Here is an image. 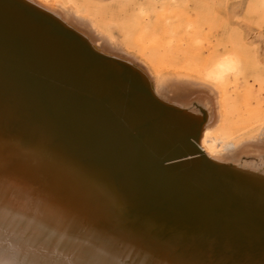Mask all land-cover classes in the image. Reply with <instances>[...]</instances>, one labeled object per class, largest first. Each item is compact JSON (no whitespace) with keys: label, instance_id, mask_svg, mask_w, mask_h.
<instances>
[{"label":"bare ground","instance_id":"1","mask_svg":"<svg viewBox=\"0 0 264 264\" xmlns=\"http://www.w3.org/2000/svg\"><path fill=\"white\" fill-rule=\"evenodd\" d=\"M0 264H264V0H0Z\"/></svg>","mask_w":264,"mask_h":264},{"label":"water","instance_id":"2","mask_svg":"<svg viewBox=\"0 0 264 264\" xmlns=\"http://www.w3.org/2000/svg\"><path fill=\"white\" fill-rule=\"evenodd\" d=\"M4 3H6V5H7V7L9 8V7H14L15 5H17L16 3H13V4H10L9 2H4ZM16 7V6H15ZM26 14H23V15H28L29 13L28 12H25ZM33 15V14H32ZM31 15V16H32ZM34 19H36L37 20V22H39L40 23V25H45V24H49L50 22L48 21V20H46V19H44V18H41V17H36L35 15H34ZM51 24V23H50ZM51 30V29H50ZM51 32H56L57 34H59V35H63V36H65V37H68L70 40H72V41H78V39H77V36L75 35V34H69V33H66L65 31H62V30H57L55 27H54V29L53 30H51ZM88 50H89V54L92 56V57H94V58H96V59H98L97 61H100V60H107L108 59V57L106 56V55H103V54H101V53H97L98 51L97 50H95L93 47H90V48H88ZM98 54V55H97ZM132 67V69H134V70H136V68L135 67H133V66H131ZM110 73L109 72H106V74H105V77L106 78H108V79H112V77L113 76H111V75H109ZM119 76L121 77V79L124 81V82H127L128 83V85H129V87H131V84H130V82H129V78H125L124 76H123V69L120 71V74H119ZM136 84H139V82L138 81H134ZM145 87V86H144ZM147 94L148 95H150V92H148L147 91ZM124 98L123 99H128V98H130L131 97V94H128V92L127 93H124ZM156 99V98H155ZM88 101H89V103L92 105V107L93 108H95L96 109V111H98V106H99V104L100 103H102V104H104V105H106L107 103H108V100L105 98V96H103V95H101V96H98V97H91L90 99H88ZM160 103L161 104H166V105H168V106H170V107H173V105L172 104H169V103H166V102H164V101H160ZM83 105L85 106V104L83 103ZM101 111H104V109H102ZM160 117V114L159 115H156L155 117H153L152 118V121H156L158 118ZM144 125H145V123H144ZM135 136H136V134L133 136V142H134V146H133V157H134V160L136 161V165H137V161H138V155H137V149L139 148L138 146L136 147V145H135V143H137L138 145H139V143H144L145 142V140H142V141H140V139L136 136V139H135ZM69 142V144H70V146L73 148V149H75L77 152H79L80 153V160L82 161V162H84V165H87V164H91V163H93L94 162V160L90 157V149L86 146V144L85 145H83L82 146V148H79L76 144H74V143H71L70 142V140H68L67 138H64L63 139V142ZM191 144V143H190ZM109 145V144H108ZM107 148V147H106ZM82 150V152H81V150ZM108 149V148H107ZM111 149H112V147H111ZM113 151V150H112ZM111 152V150H109L108 151V153H110ZM107 153V154H108ZM111 154V153H110ZM174 154H176V150L174 149V150H172V152L168 155V156H164L163 158H161V159H156V158H153V160H156V161H158V163L160 164V165H162V167H163V164L164 163H167V162H170L171 160H173V159H175V157H174ZM151 156H154L155 155V151H153L151 154H150ZM113 156V155H112ZM145 156H149V153L148 154H146ZM96 161H98L99 162V160H96ZM99 163H102V162H99ZM113 168H115V167H113ZM132 169V166L130 165L129 167H127V172H130V170ZM164 170V169H163ZM165 171V170H164ZM168 172V171H167ZM113 174H115V175H112V177H114V179H117V178H120L122 175H123V173H124V175H125V169L124 168H122V169H119V168H116L115 169V171L114 172H112ZM125 176H127V175H125ZM127 180L129 181V185L131 184V185H137V180H136V178H135V176L134 175H130V177H128L127 176ZM169 181H171V182H174V181H177V176H174V175H172V177H170L169 178ZM115 183H116V181H115ZM117 184V183H116ZM120 184V183H119ZM186 192H188L189 193V189H187L186 190ZM177 192H173V194H176ZM171 197H173V195H170V196H166L165 197V201H163V203H161V204H159V203H157V204H154V205H151V206H149V211H156L157 210V208L158 209H160V210H162V209H166L165 207H167L166 205L170 202V201H172V199H171ZM123 206V208L125 209V211L123 210V213L125 214V221H127V222H129V223H131L133 220H134V218H135V214H136V212L133 214V216L132 217H130V219H128V213L126 212V210L127 209H132V208H134V206L133 205H129V204H124V205H122ZM170 209V207L168 206L167 207V209ZM148 209V208H147ZM146 209V210H147ZM137 210V209H136ZM155 229V227H151V230L154 232V234L155 233H157L158 231H159V229H157V230H154ZM161 231V230H160ZM161 235V234H160ZM159 235V236H160ZM161 237V236H160Z\"/></svg>","mask_w":264,"mask_h":264}]
</instances>
